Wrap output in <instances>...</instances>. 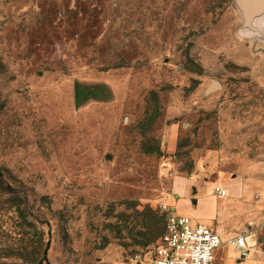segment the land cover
Segmentation results:
<instances>
[{
    "label": "rangeland",
    "instance_id": "1",
    "mask_svg": "<svg viewBox=\"0 0 264 264\" xmlns=\"http://www.w3.org/2000/svg\"><path fill=\"white\" fill-rule=\"evenodd\" d=\"M233 177L264 200V13L0 0V264L148 258L179 201ZM252 225L264 248V217L232 235Z\"/></svg>",
    "mask_w": 264,
    "mask_h": 264
},
{
    "label": "crops",
    "instance_id": "2",
    "mask_svg": "<svg viewBox=\"0 0 264 264\" xmlns=\"http://www.w3.org/2000/svg\"><path fill=\"white\" fill-rule=\"evenodd\" d=\"M222 187L227 189L228 194L225 198H220L214 192L213 188L198 189L197 199L193 201L194 206H189L188 201L181 200L177 203L180 211L177 214L189 216L194 223H201L217 232L222 239L223 248L230 246L228 242L237 234L232 235L233 231L250 222L253 215L264 217V211H261V206L264 205V200L261 197L255 198L256 191L253 190L250 183L245 180H240L238 177L227 179L220 183ZM197 190H195V193ZM219 198V199H218ZM258 205V211L254 212V205ZM251 212V214L249 213ZM256 230L254 225L248 227L249 243L252 247L249 256L244 260H239L238 254L230 246L233 257L228 260H221L218 252L215 253L217 264H264V248H257L253 245L254 234ZM264 245V239L260 240ZM260 255L262 259L260 258Z\"/></svg>",
    "mask_w": 264,
    "mask_h": 264
},
{
    "label": "built area",
    "instance_id": "3",
    "mask_svg": "<svg viewBox=\"0 0 264 264\" xmlns=\"http://www.w3.org/2000/svg\"><path fill=\"white\" fill-rule=\"evenodd\" d=\"M220 198H225L227 189L214 187ZM163 209L166 206L162 207ZM220 235L201 223H194L189 216L170 213L166 216L164 233L152 255H136L125 264H217L215 253L222 246ZM228 244L238 254L239 260L246 259L252 247L249 234L238 233Z\"/></svg>",
    "mask_w": 264,
    "mask_h": 264
},
{
    "label": "water",
    "instance_id": "4",
    "mask_svg": "<svg viewBox=\"0 0 264 264\" xmlns=\"http://www.w3.org/2000/svg\"><path fill=\"white\" fill-rule=\"evenodd\" d=\"M236 3L245 19V25L250 27L253 20L264 13V0H236ZM221 88V84L217 81H213L212 85L207 89V93H212ZM111 158V157H109ZM50 247V243H48L47 250ZM47 259V256H45ZM44 260L40 262L43 264Z\"/></svg>",
    "mask_w": 264,
    "mask_h": 264
}]
</instances>
